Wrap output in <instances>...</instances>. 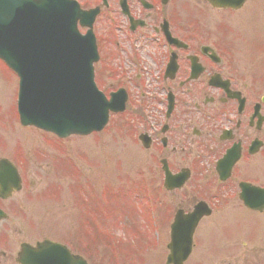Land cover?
Masks as SVG:
<instances>
[{
    "label": "flooded vegetation",
    "instance_id": "obj_1",
    "mask_svg": "<svg viewBox=\"0 0 264 264\" xmlns=\"http://www.w3.org/2000/svg\"><path fill=\"white\" fill-rule=\"evenodd\" d=\"M106 1L109 10L104 0H94L92 6V0L81 3L83 9L100 10L96 22L102 9L109 11L118 25L116 33L123 35L116 45L124 56V66L126 60L129 66L116 71L118 85L104 88L105 94L110 97L119 89L128 93L133 88L142 89L130 78L132 67L136 68L139 82L144 75L152 76L151 101L129 100L125 112L114 116L131 113L138 140L141 143L144 136L141 145L152 154L157 174L162 175L163 182L158 187V177L151 185L155 228L163 232L167 221L170 229L175 216L168 217L163 192L181 193L189 200L191 208L176 212L189 213L205 202L212 213L201 223L219 212L220 206L232 203L245 213L264 219L261 206L249 209L241 199L248 185L264 190V89H255V84L263 85L264 80L262 84L252 74V65L243 59L245 54L241 55L242 60L238 58L234 43L222 40L225 32L219 24L206 27L212 21L210 15L243 12L250 0L239 10L213 6L207 0H198L197 5H187L185 0ZM129 18L134 20V26ZM10 151L7 142L0 138V164L6 162L0 172L11 189L16 181L10 171L13 166L21 184L20 191L0 194V264H21L23 247H36L45 240H30L31 233L38 237L40 230L44 231L40 222L45 221V214L36 217L32 213L29 200L34 198L36 182L26 175L27 159L21 152L10 157ZM35 158L41 168L43 156L39 153ZM165 169L173 176L185 174L190 178L183 188L167 191L163 189ZM195 181L198 185L191 186ZM250 202L259 204L260 198L252 195ZM260 234L264 237V231ZM258 241L262 239L258 237ZM69 249L79 255L74 248ZM250 256L258 257V264L264 263L257 250H252Z\"/></svg>",
    "mask_w": 264,
    "mask_h": 264
},
{
    "label": "rangeland",
    "instance_id": "obj_2",
    "mask_svg": "<svg viewBox=\"0 0 264 264\" xmlns=\"http://www.w3.org/2000/svg\"><path fill=\"white\" fill-rule=\"evenodd\" d=\"M93 1L89 6L93 5ZM184 2L187 5L199 4L198 0ZM107 16L109 17L108 13L102 9V14L94 25L101 47L100 60L95 64V76L102 86L101 89L108 88L113 83L112 88H115L118 85L116 71L129 66L127 60L124 66V56L118 52L116 45L117 39L121 40L123 35L115 33L119 31L115 29L117 22ZM210 17L212 21L207 22L206 27L209 28L211 23L219 24L218 27H222L225 32L221 39L234 43L239 59L241 55L247 56H243L245 63L252 65V74L263 84L264 0H250L243 12L217 13ZM118 21L120 22L119 19ZM1 68L0 138L7 142V147L11 150L10 157L21 152L27 159L26 175L36 182L34 198L29 200L32 213L36 217L45 214V221L40 222L44 231L40 230L38 237L31 233L30 240L51 239L62 244L67 243L77 251H84L83 256L90 264H114L113 254L104 244V240L100 237L96 239L94 222L91 224L89 219H97L111 228L118 237L119 245L124 244V241L128 240L129 232L132 234L137 228L130 221V215L135 216L137 222L134 223L145 231L155 225V221L152 225L143 221L147 218L143 188L148 185L152 188L151 185L157 182V177V187L162 182V175L159 177L157 174L152 154L145 151L138 140L137 128L133 124L135 118L131 113L113 116L103 132L85 138H72L65 141L66 144L51 142L47 136L44 140L39 132L21 130L14 108L18 82L3 69L4 67ZM131 70V80L142 86V89H132L131 101L150 102L151 97L142 96L145 80L137 81L136 68L132 67ZM255 89H264V84H255ZM146 93L149 95L150 89ZM136 118L142 121V118ZM6 153L8 154V151ZM39 153L44 158L41 168H38L39 164L35 158ZM83 157L86 158L85 161ZM196 183L192 182L191 186H197ZM106 195L111 202L108 211L106 209L108 218L97 212L100 207L101 210L104 209L100 198ZM180 195L181 193H162V199L168 203L165 206L168 217L174 216L179 208H191L189 200ZM220 207L222 209L219 212L211 219L204 220L199 227L196 234L199 247L186 264H258L259 258L250 256L252 250H257L261 261H264V237L260 234L264 231V219L245 213L236 203ZM128 223L133 226L130 227ZM34 229L35 227L31 230ZM87 229L88 233L85 234ZM258 237L262 241L259 242ZM146 239V236L142 238L141 241L145 242L143 249L140 244L130 260L126 258L131 255L126 254L123 264H132V260L137 259L141 264H165L168 255L165 244L166 241L169 242V226L166 225L161 237L159 236V246L148 249ZM87 247L94 250L88 254Z\"/></svg>",
    "mask_w": 264,
    "mask_h": 264
},
{
    "label": "water",
    "instance_id": "obj_3",
    "mask_svg": "<svg viewBox=\"0 0 264 264\" xmlns=\"http://www.w3.org/2000/svg\"><path fill=\"white\" fill-rule=\"evenodd\" d=\"M29 4V0H0V59L20 77L22 123L60 137L102 131L109 112L124 109L125 98L119 103L114 99L108 103L95 86L93 64L98 59L95 45L78 35L72 21L79 18L87 22L91 14L80 12L74 5L45 14L42 11H47L46 8L39 5L40 9L31 8ZM0 184V194L11 190L7 178H1ZM195 226L190 230L183 227V233V229L175 230L168 263L183 264L187 259ZM25 249L32 253L47 249V264H86L49 242L37 249L27 246ZM56 254L61 259L54 260Z\"/></svg>",
    "mask_w": 264,
    "mask_h": 264
}]
</instances>
